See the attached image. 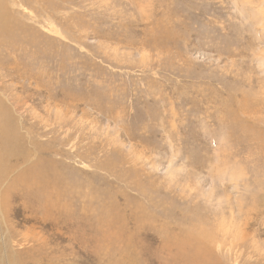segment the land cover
<instances>
[{
	"label": "rangeland",
	"instance_id": "1",
	"mask_svg": "<svg viewBox=\"0 0 264 264\" xmlns=\"http://www.w3.org/2000/svg\"><path fill=\"white\" fill-rule=\"evenodd\" d=\"M0 5V264H264V0Z\"/></svg>",
	"mask_w": 264,
	"mask_h": 264
},
{
	"label": "bare ground",
	"instance_id": "2",
	"mask_svg": "<svg viewBox=\"0 0 264 264\" xmlns=\"http://www.w3.org/2000/svg\"><path fill=\"white\" fill-rule=\"evenodd\" d=\"M0 9L4 11V8H2L1 5H0ZM4 16H5V13L3 14V16H1L0 14V38L1 39L3 38L1 33L4 30L9 29L8 24L10 23V21L8 20L9 21L8 24H5L6 20L2 18ZM13 67L14 66H12V68ZM6 111L8 110L5 108V104H3V102L0 100V165H2L1 163L4 162V160L7 157L14 156V155H17L20 157V160L17 161L18 163L20 162L23 163L28 159L29 153L22 149L21 138L19 137L20 134L18 132V127L16 123H14V121L8 116ZM15 145H16V148L14 147ZM3 174H4L3 171H1L0 181H1V175Z\"/></svg>",
	"mask_w": 264,
	"mask_h": 264
}]
</instances>
